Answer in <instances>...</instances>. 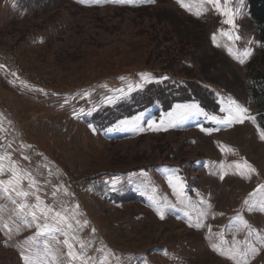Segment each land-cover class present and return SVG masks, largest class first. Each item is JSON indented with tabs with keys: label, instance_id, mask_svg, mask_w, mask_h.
<instances>
[{
	"label": "rangeland",
	"instance_id": "374dc122",
	"mask_svg": "<svg viewBox=\"0 0 264 264\" xmlns=\"http://www.w3.org/2000/svg\"><path fill=\"white\" fill-rule=\"evenodd\" d=\"M219 4L0 0V50L26 76L0 59V114L16 116L0 123V264H264V128L247 68L263 51L247 0ZM164 80L212 104L206 84L219 105L143 106ZM118 105L132 114L117 119Z\"/></svg>",
	"mask_w": 264,
	"mask_h": 264
},
{
	"label": "trees",
	"instance_id": "16d2710c",
	"mask_svg": "<svg viewBox=\"0 0 264 264\" xmlns=\"http://www.w3.org/2000/svg\"><path fill=\"white\" fill-rule=\"evenodd\" d=\"M247 2L249 6L250 20L258 31L261 41L260 49L263 51L262 56H257L248 62L247 68L248 74L252 78L253 82L250 92L253 96V102L258 108V123L262 128H264V0H247ZM178 51L182 54L181 50ZM169 85H172V87ZM203 86L204 90H208L209 96L213 99L214 103L206 104L205 100L195 94L194 91H186V84L176 83L175 85L164 80L161 85H156V88H153L154 90L152 92L146 91L150 98L147 97L143 101L142 105L151 106L154 101H158L165 110L168 109V107L174 102L199 100L204 108L211 111L216 110V108L213 107H216V103L217 105L219 104L215 98V91L208 88L206 84H203ZM160 94H162V96H158ZM120 106L121 105L116 106L115 110L117 119L127 117L132 114L127 107L122 110V107L120 109ZM116 197L119 199L118 195H116Z\"/></svg>",
	"mask_w": 264,
	"mask_h": 264
},
{
	"label": "snow or ice",
	"instance_id": "6c2138e0",
	"mask_svg": "<svg viewBox=\"0 0 264 264\" xmlns=\"http://www.w3.org/2000/svg\"><path fill=\"white\" fill-rule=\"evenodd\" d=\"M209 2H215V3H216V6H217L218 8H220L219 0H209ZM197 14H199V13H197ZM225 14L227 15L228 13L225 11ZM226 22L230 23L231 21H226ZM225 35H227V34L225 33ZM248 54H249V53H247V52L245 53V55H248ZM241 63H243V60H241ZM233 103H234V102H233ZM185 110H186V111L195 110V111H197V112L201 111V110H199V109L197 108V106H194V105H193V106H185ZM245 111H246V109H241V108L237 105V106H236V113H237V115H235L234 117H232V120H236L237 122H242L243 117H241L239 114L242 113V112H245ZM210 118H211V119H217L216 117H210ZM249 119H253V120H254V118H251V117H249ZM232 120L221 121V123H225V122H227V123H231ZM260 135H261V138L264 139V131H262V132L260 133ZM244 166L248 169L249 172H254V171H255V169H253V168L251 167V165H248L246 161L244 162ZM237 167H241V165L238 164ZM241 174L243 175L244 173H241ZM170 182H171V179H170ZM174 187H175V185H174ZM261 191H264V185L261 186ZM22 194H23V195H26V193H22ZM245 203H247V201H246ZM23 207H25V206H24V205H21V208H23ZM32 215H33V218H35V213H34V212L32 213ZM57 215H59V213H57ZM237 219H240L242 223L247 224V222H246V221H243L241 217H237ZM195 226H196V227H201L202 225L197 224V225H195ZM4 227H7V225H4ZM37 228H40V225H37ZM44 229L47 230V225L44 226ZM41 234H42L41 232H38V233H37V235H41ZM64 243L68 244V241L65 240ZM68 247H69V249H71L72 245H71V244H68ZM213 247L216 248V245H213ZM217 250H219V249H217ZM238 255H239V256H243L244 253L239 252V251H235V252H231V253H230V257H231L232 259H234V260L237 258ZM69 256H74V253H73L72 251H69ZM25 260L28 261L29 258H28V257H25ZM237 264H240V261H239V260H237Z\"/></svg>",
	"mask_w": 264,
	"mask_h": 264
},
{
	"label": "crops",
	"instance_id": "0c3cea01",
	"mask_svg": "<svg viewBox=\"0 0 264 264\" xmlns=\"http://www.w3.org/2000/svg\"><path fill=\"white\" fill-rule=\"evenodd\" d=\"M20 83L24 84L23 92H24L25 96H27V97L34 98V99H44V97H47L49 95V92H47V93L44 92L43 87H41V86H30L29 84L26 85V83H24V82H20ZM58 98L64 99L65 97H60V96L53 97V99H57V100H58ZM50 99H51V96L49 97L48 100H50ZM89 105H88V107L90 108ZM2 108H3V106H0V110ZM67 108H69V107H67ZM75 110H77V109H74L73 111H75ZM75 118H76V116H75ZM6 120H7V117L2 116L0 114V123L5 124ZM0 131L5 132V129L1 128V126H0ZM8 131H6V132H8ZM4 138H5V136L2 139L4 140ZM0 139H1V137H0Z\"/></svg>",
	"mask_w": 264,
	"mask_h": 264
},
{
	"label": "built area",
	"instance_id": "2783aa9c",
	"mask_svg": "<svg viewBox=\"0 0 264 264\" xmlns=\"http://www.w3.org/2000/svg\"><path fill=\"white\" fill-rule=\"evenodd\" d=\"M0 59H3L6 62V64L8 65V66H6L7 68H9V69L14 68L13 71L16 73L17 79L26 82L25 74L21 71L20 65L18 67L17 61L12 56H10V55H8V54H6L0 50ZM28 83H30L29 78H28ZM5 114H6L8 119L16 120V116H15L14 112L9 110L8 108L6 109Z\"/></svg>",
	"mask_w": 264,
	"mask_h": 264
}]
</instances>
